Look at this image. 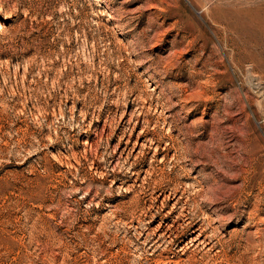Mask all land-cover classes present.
I'll list each match as a JSON object with an SVG mask.
<instances>
[{"label":"rangeland","instance_id":"1","mask_svg":"<svg viewBox=\"0 0 264 264\" xmlns=\"http://www.w3.org/2000/svg\"><path fill=\"white\" fill-rule=\"evenodd\" d=\"M0 264H264V0H0Z\"/></svg>","mask_w":264,"mask_h":264}]
</instances>
